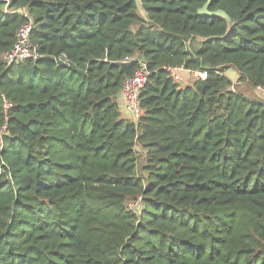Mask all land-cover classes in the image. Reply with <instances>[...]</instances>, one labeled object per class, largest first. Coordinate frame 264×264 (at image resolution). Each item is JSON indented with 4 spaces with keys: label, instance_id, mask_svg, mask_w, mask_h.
Returning a JSON list of instances; mask_svg holds the SVG:
<instances>
[{
    "label": "trees",
    "instance_id": "obj_1",
    "mask_svg": "<svg viewBox=\"0 0 264 264\" xmlns=\"http://www.w3.org/2000/svg\"><path fill=\"white\" fill-rule=\"evenodd\" d=\"M206 1L0 0V264H264V95L239 90L264 85V0H212L235 25L200 42L228 29ZM25 13L39 56L9 64Z\"/></svg>",
    "mask_w": 264,
    "mask_h": 264
},
{
    "label": "built area",
    "instance_id": "obj_2",
    "mask_svg": "<svg viewBox=\"0 0 264 264\" xmlns=\"http://www.w3.org/2000/svg\"><path fill=\"white\" fill-rule=\"evenodd\" d=\"M5 11H8L9 0H6ZM15 13V12H9ZM27 16L28 20L24 22L18 29L16 35V41L12 48L2 53V59L7 63H13L22 61L25 59L36 58L39 56L37 46L31 38L32 31V19ZM124 62L136 61L138 68L133 75L128 77L123 84V97H124V110L125 113L132 117L135 121H138L142 114L141 108V93L151 74V69L148 62L141 56L131 57L127 56ZM161 68L167 71L172 77L174 82L179 83L183 80V74L186 73L188 76L196 77H207V72L200 70H190L184 67V65H162ZM264 95V85H259L256 88ZM7 106L10 104L7 103ZM141 197H138V204L141 201ZM136 202V201H135ZM137 204V206H138Z\"/></svg>",
    "mask_w": 264,
    "mask_h": 264
},
{
    "label": "water",
    "instance_id": "obj_3",
    "mask_svg": "<svg viewBox=\"0 0 264 264\" xmlns=\"http://www.w3.org/2000/svg\"><path fill=\"white\" fill-rule=\"evenodd\" d=\"M211 3H212V0H207L206 3L198 9V14L203 15V16H210V17H221L227 21L228 29L224 35L209 36V37L197 36L196 38L200 42L211 41L213 39L226 38L229 35V33L232 31V29L235 25V22L233 21L231 16L222 8H219L216 10H210ZM192 40L193 39H190L189 44H191Z\"/></svg>",
    "mask_w": 264,
    "mask_h": 264
},
{
    "label": "rangeland",
    "instance_id": "obj_4",
    "mask_svg": "<svg viewBox=\"0 0 264 264\" xmlns=\"http://www.w3.org/2000/svg\"><path fill=\"white\" fill-rule=\"evenodd\" d=\"M144 13V12H143ZM228 74L235 80V82H236V78L238 77V73H237V71H235L234 69H231V70H229L228 71ZM188 76V75H187ZM187 80H188V83H193V81H194V79H196V76H192V77H188V78H186ZM185 83L186 82H184V85H185ZM239 90L240 91H242L245 95H247V96H249V97H259V98H261L262 97V95H261V93L259 92V91H257V90H255V88L254 87H252L251 85H248V84H241V85H239ZM121 107V106H120ZM121 109H122V107H121ZM123 112V111H122ZM124 112H125V110H124ZM123 112V113H124ZM124 115L126 116V114L124 113ZM129 118H131V117H129ZM143 155H144V152H141L140 153V156H139V158H140V164H142L144 161H142V158H143ZM136 201V202H135ZM138 202V200L137 199H135V200H130L129 202H127V207L129 208V209H133V210H135V209H137V203ZM140 203H141V201L139 202V204H138V206L140 205Z\"/></svg>",
    "mask_w": 264,
    "mask_h": 264
},
{
    "label": "crops",
    "instance_id": "obj_5",
    "mask_svg": "<svg viewBox=\"0 0 264 264\" xmlns=\"http://www.w3.org/2000/svg\"><path fill=\"white\" fill-rule=\"evenodd\" d=\"M185 76H186V74H185ZM184 82H186V81L184 80ZM123 106H124V97H123Z\"/></svg>",
    "mask_w": 264,
    "mask_h": 264
}]
</instances>
